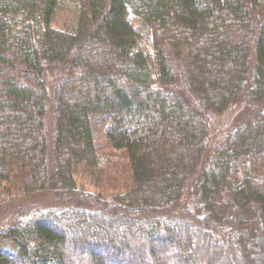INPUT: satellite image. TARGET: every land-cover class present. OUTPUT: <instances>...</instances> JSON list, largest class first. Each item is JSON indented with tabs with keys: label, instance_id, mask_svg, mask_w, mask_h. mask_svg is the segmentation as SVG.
<instances>
[{
	"label": "trees",
	"instance_id": "1",
	"mask_svg": "<svg viewBox=\"0 0 264 264\" xmlns=\"http://www.w3.org/2000/svg\"><path fill=\"white\" fill-rule=\"evenodd\" d=\"M97 130L130 175L110 202L61 208L77 165H100ZM48 193V213L0 225V264H264V0H0V202Z\"/></svg>",
	"mask_w": 264,
	"mask_h": 264
},
{
	"label": "rangeland",
	"instance_id": "2",
	"mask_svg": "<svg viewBox=\"0 0 264 264\" xmlns=\"http://www.w3.org/2000/svg\"><path fill=\"white\" fill-rule=\"evenodd\" d=\"M75 17H76V10L74 6H72L69 3L63 4L59 10L57 11L55 18L53 20V26L58 29H64L66 27L72 28L74 23H75ZM143 32V40L141 46L146 49L147 51H152L151 48V41H149V37L147 36L146 30H142L141 33ZM11 74V73H9ZM208 74H213L212 72H209ZM48 114L46 117V131L48 132V142H49V150H48V157L50 161L53 160V137L55 133V116H54V110L53 107L51 106L48 109ZM228 118H232L229 114H227ZM233 118L231 119L232 122ZM223 121V120H222ZM96 145H97V150L99 152V167L92 168L89 166H86L85 164H78L75 172V180L77 182V189L75 190L74 194L68 195V196H63L61 199V208L65 209H70L72 211H77L75 210L76 207H91L92 209H95L97 207L96 203H100L101 201H108L110 202L113 199V196L118 193L121 189L123 184L125 183V179L130 175V169H129V162L128 158L126 156V152L122 150H116L114 149L111 144L107 141L105 138V135L103 132H100L97 130L96 133ZM52 164L54 166V161H52ZM100 170V171H98ZM156 188H159V184L157 185L156 183ZM87 195H92L93 197H87ZM76 196L78 199H76ZM9 198L4 199L1 201V207L0 209V225H13L16 223L20 222H25L27 219H31L32 217L35 216H40L42 214L48 213L49 211L46 212L49 208L52 206H57L59 205L58 203L56 205H53L52 201L53 195L52 193H48L45 195L41 196H33L29 198H25L22 196H17L13 200H10L11 203L8 205H5V201H9ZM52 201V202H51ZM78 205V206H77ZM60 208V206H59ZM125 214L127 216L131 217L134 216L136 217V212L133 210H127ZM54 213L56 212L55 210L53 211ZM72 214H66L62 213L58 217V224L63 225V223L70 219ZM105 220V219H103ZM56 222V220L54 219ZM109 221V220H105ZM7 222V223H6ZM91 224V228L96 230H100L102 232H111V230H108L107 227L101 224L97 223H92L88 221ZM82 223L81 225H83ZM134 226H131L130 230H136L140 229L142 232H146L147 229L144 228L141 224L138 222L134 223ZM158 224V223H156ZM74 224L69 225L66 230L63 231V234L66 235L68 239L67 243V250L69 252H75L73 248L74 244L72 243V239L75 240L74 234H71L73 230H76V226H73ZM84 225L83 227L81 226L82 230H87V226ZM55 229V226H53ZM182 229V228H181ZM137 231V230H136ZM194 231V230H193ZM193 231L189 228L182 229L181 232L183 233V236H179V233L174 234L173 238L175 241L181 238V241L183 240L184 243L181 244L179 241L175 243L176 247H181L183 245H187L188 242L186 241L185 237L187 239H192L193 237ZM113 232V231H112ZM120 232V229H119ZM139 232V231H138ZM73 233V232H72ZM71 235V237H70ZM147 236L146 234H144ZM149 236V235H148ZM196 237H199L198 235ZM193 241V240H192ZM191 241V242H192ZM174 243V242H173ZM167 247V243H164V245L160 244L158 242L156 244V249L158 250H163ZM82 252L86 251L84 247H82ZM202 254L204 255V250H202ZM256 252V250H255ZM254 252V254H255ZM214 251H208L206 255H210L209 258L202 259V262L200 264H209L211 261L210 259L213 258ZM233 256L238 257V253L236 251L233 252ZM212 257V258H211ZM234 257V258H235ZM77 258V257H75ZM215 258V257H214ZM213 258V259H214ZM253 258V255H252ZM212 259V260H213ZM241 260L242 257L239 256L238 260Z\"/></svg>",
	"mask_w": 264,
	"mask_h": 264
}]
</instances>
